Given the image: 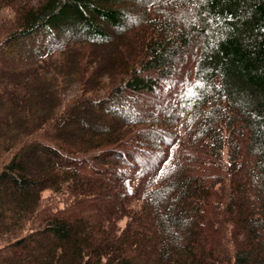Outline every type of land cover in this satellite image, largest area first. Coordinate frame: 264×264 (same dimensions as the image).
<instances>
[{
  "label": "trees",
  "instance_id": "obj_1",
  "mask_svg": "<svg viewBox=\"0 0 264 264\" xmlns=\"http://www.w3.org/2000/svg\"><path fill=\"white\" fill-rule=\"evenodd\" d=\"M0 264H264V0H0Z\"/></svg>",
  "mask_w": 264,
  "mask_h": 264
},
{
  "label": "rangeland",
  "instance_id": "obj_2",
  "mask_svg": "<svg viewBox=\"0 0 264 264\" xmlns=\"http://www.w3.org/2000/svg\"><path fill=\"white\" fill-rule=\"evenodd\" d=\"M74 93H76V90L75 89H70L67 93L68 96H71L73 95Z\"/></svg>",
  "mask_w": 264,
  "mask_h": 264
}]
</instances>
